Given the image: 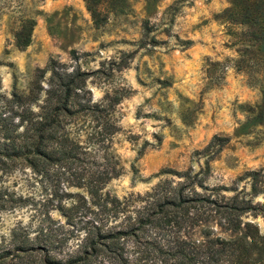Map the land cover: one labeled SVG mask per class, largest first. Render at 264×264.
I'll return each mask as SVG.
<instances>
[{
  "label": "rangeland",
  "instance_id": "374dc122",
  "mask_svg": "<svg viewBox=\"0 0 264 264\" xmlns=\"http://www.w3.org/2000/svg\"><path fill=\"white\" fill-rule=\"evenodd\" d=\"M121 1L103 3L95 22L84 0H0L1 94L26 93L55 59L63 65L58 69L87 74L93 101L106 95L118 101L105 115L114 122L111 142L80 154L84 160L0 162V247L31 239L43 226L65 237L49 250H32L6 264L84 257L83 247L91 250L88 221L112 216L116 199L142 197L161 180H183L175 171L197 174L209 188L226 186L231 190L222 192L231 195L250 188L240 176L264 166V126H241L247 106L261 100V75L251 62H238L250 42L223 13L231 0ZM28 19L34 24L30 42L20 47L16 33ZM49 76L46 71L44 88ZM94 125L83 116L71 125L70 137L84 143ZM214 137L228 141L222 145ZM104 164L115 165L119 175L107 180L99 198L78 178L85 168ZM109 219L108 226L120 221ZM247 219L264 230L261 216ZM213 229L224 235L216 223ZM192 237L201 238L198 232Z\"/></svg>",
  "mask_w": 264,
  "mask_h": 264
},
{
  "label": "trees",
  "instance_id": "16d2710c",
  "mask_svg": "<svg viewBox=\"0 0 264 264\" xmlns=\"http://www.w3.org/2000/svg\"><path fill=\"white\" fill-rule=\"evenodd\" d=\"M84 1L95 22H99V7L103 3L122 2ZM223 13L244 28L243 34L250 42L245 49L247 57L243 55L238 62H251L261 75V100L255 107L247 106L248 114L241 126L243 129L249 125L264 126V0H231ZM33 25L31 19L21 25L16 33L18 46L29 44ZM61 65L51 59L35 75L26 93L14 90L10 97L0 93V162L22 159L32 166L39 159L84 160L85 156L80 154L86 155L92 149L98 151L111 142L113 131L110 130L114 122L110 116L106 120L105 115L118 103L117 99L106 95L93 101L85 84L87 74L79 69H58ZM46 71L50 76L48 87L44 88ZM83 116H91L95 122L84 143L70 137L71 125ZM214 138L222 145L228 141L227 137ZM175 172L184 179L176 183L161 180L142 197L116 199L111 208L112 216L88 221L85 239L91 250L83 247L84 257L78 258L80 255L71 253L65 259H50L52 263L264 264V230L256 221L247 219L250 215L264 219V199H254L264 194V166L240 176L238 179L250 180V188H242L231 195L222 192V189H229L226 186L209 188L204 185L197 174ZM117 175L119 169L115 165L104 164L100 170L85 168L78 182L82 186L85 184L89 193L101 198L104 184ZM197 186L204 191H199ZM3 209L4 204L0 202V211ZM109 218H120V221L108 226ZM214 223L224 235H214ZM194 232L201 238L192 237ZM63 240L65 237L54 233L51 227H40L35 237L7 248L0 247V264H6L14 256L25 257L32 250H49ZM129 240H132L130 246L127 245ZM97 258L100 261L95 263Z\"/></svg>",
  "mask_w": 264,
  "mask_h": 264
}]
</instances>
